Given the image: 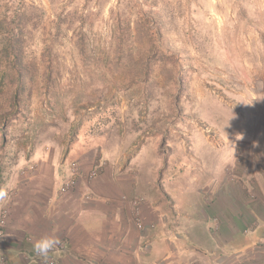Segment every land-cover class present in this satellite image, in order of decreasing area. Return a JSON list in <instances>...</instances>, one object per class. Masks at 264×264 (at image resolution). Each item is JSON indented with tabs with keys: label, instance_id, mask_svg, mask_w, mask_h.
<instances>
[{
	"label": "rangeland",
	"instance_id": "rangeland-1",
	"mask_svg": "<svg viewBox=\"0 0 264 264\" xmlns=\"http://www.w3.org/2000/svg\"><path fill=\"white\" fill-rule=\"evenodd\" d=\"M58 163L60 179L126 166L158 211L192 221L209 181L264 175V0H0V264L69 252L66 239L41 256L14 230Z\"/></svg>",
	"mask_w": 264,
	"mask_h": 264
},
{
	"label": "crops",
	"instance_id": "crops-1",
	"mask_svg": "<svg viewBox=\"0 0 264 264\" xmlns=\"http://www.w3.org/2000/svg\"><path fill=\"white\" fill-rule=\"evenodd\" d=\"M202 137L205 145L226 155L224 142ZM235 143L228 155L232 154L233 163L238 153ZM193 145L190 141L191 148L199 147L198 142ZM249 145L250 154L255 153V143ZM57 165L48 173L26 171L28 176L40 173L35 177L40 181L32 180L36 189L31 198L42 202L29 201L30 209L19 211L14 230L24 229L29 238L34 233L37 240L67 239L70 250L60 254L58 264H264L260 168L235 171L220 181L214 177L213 185L211 181L205 185L203 199L196 205L198 219L192 221L187 214L176 218L175 211L181 214L182 210L174 202L158 211L156 202H148L140 193L136 177L126 166L115 169L107 163L103 174L85 180L79 173L78 187L62 193L60 186L69 169L60 179L64 171Z\"/></svg>",
	"mask_w": 264,
	"mask_h": 264
},
{
	"label": "clouds",
	"instance_id": "clouds-1",
	"mask_svg": "<svg viewBox=\"0 0 264 264\" xmlns=\"http://www.w3.org/2000/svg\"><path fill=\"white\" fill-rule=\"evenodd\" d=\"M9 198V192L7 189L0 188V202H6ZM59 243L54 237H42L37 240L33 245V250L44 257L48 256V253Z\"/></svg>",
	"mask_w": 264,
	"mask_h": 264
},
{
	"label": "built area",
	"instance_id": "built-area-1",
	"mask_svg": "<svg viewBox=\"0 0 264 264\" xmlns=\"http://www.w3.org/2000/svg\"><path fill=\"white\" fill-rule=\"evenodd\" d=\"M78 179H79V169L76 163H73V165L69 169V177L66 180H64V182L60 186V191L63 193L69 189H73L77 185ZM138 226L141 228L140 224H138ZM0 235H2V232H0ZM59 246L62 248L64 244H60ZM55 249H57V246H55L52 250H55ZM40 262L42 264H55L53 260H41L40 259Z\"/></svg>",
	"mask_w": 264,
	"mask_h": 264
},
{
	"label": "trees",
	"instance_id": "trees-1",
	"mask_svg": "<svg viewBox=\"0 0 264 264\" xmlns=\"http://www.w3.org/2000/svg\"><path fill=\"white\" fill-rule=\"evenodd\" d=\"M13 41V39H12V37H7V40H6V46L4 47V50H3V53L4 54H8V53H10V51H12L13 49H14V46H15V43L14 42H12ZM5 56V55H4ZM14 67H15V63H14ZM14 97L17 99V94L15 93V95H14ZM15 102V101H14ZM14 102H12V104L14 103Z\"/></svg>",
	"mask_w": 264,
	"mask_h": 264
}]
</instances>
